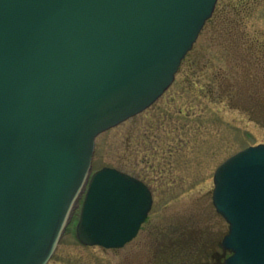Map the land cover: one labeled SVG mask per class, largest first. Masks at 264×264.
<instances>
[{"label":"water","instance_id":"obj_1","mask_svg":"<svg viewBox=\"0 0 264 264\" xmlns=\"http://www.w3.org/2000/svg\"><path fill=\"white\" fill-rule=\"evenodd\" d=\"M218 0H0V264H47L82 200L86 246L131 242L150 188L92 172L96 139L175 81ZM213 202L226 264H264V144L226 160Z\"/></svg>","mask_w":264,"mask_h":264},{"label":"rangeland","instance_id":"obj_2","mask_svg":"<svg viewBox=\"0 0 264 264\" xmlns=\"http://www.w3.org/2000/svg\"><path fill=\"white\" fill-rule=\"evenodd\" d=\"M218 3L215 22L206 23L162 97L96 139L92 172L118 169L153 194L138 236L121 249L82 245L81 200L47 264L212 263L229 227L213 205L215 171L264 144V0ZM234 9L244 18L233 36ZM250 65L256 88L247 83Z\"/></svg>","mask_w":264,"mask_h":264},{"label":"trees","instance_id":"obj_3","mask_svg":"<svg viewBox=\"0 0 264 264\" xmlns=\"http://www.w3.org/2000/svg\"><path fill=\"white\" fill-rule=\"evenodd\" d=\"M218 5H219V3H218ZM217 5V8H216V11H215V14H214V16L212 17V19L209 21V22H215V19H214V17H215V15H217V9H218V6ZM235 10V15H236V17L232 20V21H230L229 23H230V25H229V27H228V29L231 31V33H232V35L234 36V34H239L240 35V31L241 30H239L240 28H241V26H242V20H243V18H244V14H243V12L241 11V10H239L238 9V11H237V9H234ZM217 23V22H216ZM225 22L222 20L221 21V24H224ZM237 36V35H236ZM239 39V38H238ZM237 43V42H236ZM249 47V46H248ZM250 71H252V67H251V65H250V67L248 68V71H247V73H249ZM248 76V79H247V83H249V82H251V85H254L253 87L254 88H256L257 86H259V84H260V82H259V77L257 78L258 79V81H255L256 80V78H254V76H252V74H251V72H250V74L249 75H247Z\"/></svg>","mask_w":264,"mask_h":264},{"label":"flooded vegetation","instance_id":"obj_4","mask_svg":"<svg viewBox=\"0 0 264 264\" xmlns=\"http://www.w3.org/2000/svg\"><path fill=\"white\" fill-rule=\"evenodd\" d=\"M217 212V211H216ZM218 214V213H217ZM219 215V214H218ZM220 216V215H219ZM223 219V218H222ZM142 228V227H141ZM141 230V229H140ZM229 230V228H228ZM228 233V231H227ZM227 233L224 235V237L227 235ZM222 238L220 244H219V251H217L213 256H212V263L209 264H226V260L233 254L230 250H226L222 247L223 239Z\"/></svg>","mask_w":264,"mask_h":264}]
</instances>
